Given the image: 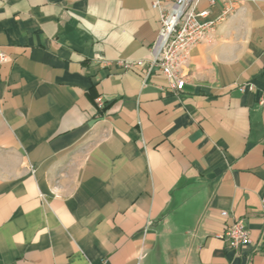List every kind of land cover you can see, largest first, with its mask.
I'll return each mask as SVG.
<instances>
[{
    "label": "crops",
    "instance_id": "0c3cea01",
    "mask_svg": "<svg viewBox=\"0 0 264 264\" xmlns=\"http://www.w3.org/2000/svg\"><path fill=\"white\" fill-rule=\"evenodd\" d=\"M152 1L0 0V264H264V0L198 1L174 91Z\"/></svg>",
    "mask_w": 264,
    "mask_h": 264
},
{
    "label": "built area",
    "instance_id": "2783aa9c",
    "mask_svg": "<svg viewBox=\"0 0 264 264\" xmlns=\"http://www.w3.org/2000/svg\"><path fill=\"white\" fill-rule=\"evenodd\" d=\"M168 8L160 9L159 29L156 40L151 44L150 57L146 65L150 71L153 68L160 70L168 82L171 90H180L185 84L183 68L189 57L190 49L203 41L210 39L211 30L215 27L217 19L209 17L207 8L199 9V0H167ZM212 3L213 0H210ZM152 7L161 8V0H153ZM222 16L227 14L231 6L225 2ZM7 60V56L0 50V63ZM144 61L125 62L124 67L131 65H143ZM264 104V93L259 105ZM262 215L264 218V200H262ZM228 212L222 210V215ZM227 244L234 249L247 246L252 243L248 229L243 226L241 220L226 225L220 235Z\"/></svg>",
    "mask_w": 264,
    "mask_h": 264
},
{
    "label": "trees",
    "instance_id": "16d2710c",
    "mask_svg": "<svg viewBox=\"0 0 264 264\" xmlns=\"http://www.w3.org/2000/svg\"><path fill=\"white\" fill-rule=\"evenodd\" d=\"M106 106H104L103 108L105 109Z\"/></svg>",
    "mask_w": 264,
    "mask_h": 264
}]
</instances>
